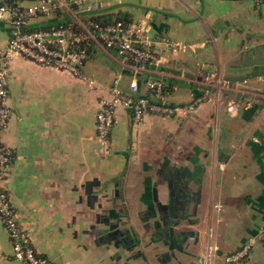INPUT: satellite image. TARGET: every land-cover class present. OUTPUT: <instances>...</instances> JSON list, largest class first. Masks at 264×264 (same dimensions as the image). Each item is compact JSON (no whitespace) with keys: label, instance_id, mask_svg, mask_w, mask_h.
<instances>
[{"label":"crops","instance_id":"crops-1","mask_svg":"<svg viewBox=\"0 0 264 264\" xmlns=\"http://www.w3.org/2000/svg\"><path fill=\"white\" fill-rule=\"evenodd\" d=\"M118 11L146 21L164 59L138 74L136 96L147 95L146 79H157L170 105H188L192 92L205 89L193 80L204 62L240 87L225 94L252 106L229 113L219 99L139 123L118 106L105 146L96 136L98 102L111 84L127 92L131 78L113 50L93 46L83 77L13 57L6 85L12 113L0 133L12 158L0 185L17 222L50 264H264L259 242L239 262L222 259L264 225L257 95L264 88V0H104L80 17ZM58 14L71 19L68 11ZM7 39L0 23V49ZM165 39L183 47L170 50ZM88 180L95 200L85 192ZM105 220L126 241L96 243ZM0 264H19L1 221Z\"/></svg>","mask_w":264,"mask_h":264},{"label":"built area","instance_id":"built-area-1","mask_svg":"<svg viewBox=\"0 0 264 264\" xmlns=\"http://www.w3.org/2000/svg\"><path fill=\"white\" fill-rule=\"evenodd\" d=\"M102 1L104 0H0V23L8 31L7 43L0 49V133L6 128L12 113L6 103V85L9 62L13 57L18 56L40 66L83 77L80 69L93 46L113 50L130 69L131 74L127 92L122 91L117 84H111L108 97H102L98 102L96 136L102 145H107L115 125V110L118 106L129 110L135 123H139L147 114L182 116L200 103L219 99L225 102L229 113L252 106L250 99L233 98L225 94L240 91V87L216 70L208 68L204 62L200 63L193 80L200 88L205 89L198 93L192 92L190 104L170 105L165 99V83L151 78L144 82L147 95L136 96L138 74L146 68L164 63L163 56L155 52L154 37L145 20L125 21L113 18L108 22H99L94 17H80L81 13L95 10ZM253 1L259 4L263 0ZM61 10L68 11L71 19H60L58 12ZM164 42L170 50L183 47L180 43L167 39ZM258 79L262 80V77L258 76ZM257 95L262 99L261 110L264 112V88ZM260 141L264 144V131ZM11 158V150L0 142V178ZM0 221L10 238L13 260L19 264H50L47 258L36 252L28 233L17 222L9 195L1 185ZM256 242L264 245V225L241 247L222 256L223 261L236 263L247 258Z\"/></svg>","mask_w":264,"mask_h":264},{"label":"water","instance_id":"water-1","mask_svg":"<svg viewBox=\"0 0 264 264\" xmlns=\"http://www.w3.org/2000/svg\"><path fill=\"white\" fill-rule=\"evenodd\" d=\"M93 184H94L93 181L88 180L85 183L84 187H85V192L88 195V197L90 199L95 200L97 199V196L93 194V191H92ZM169 189H170V192H172V185L170 183H169ZM154 199L157 200L156 194L154 195ZM164 207H167V206H164ZM178 222L180 221L177 220V221L171 222V227H170L171 232H173V229H172L173 226L176 225ZM103 223L105 226L97 230L98 238L96 239V243L105 244V243H111L113 241L114 244L118 246L120 241H124L125 238H123V240L122 238L119 239V237H122L123 234L122 232H120V230L117 229V225L115 223L114 224L109 223V220H105Z\"/></svg>","mask_w":264,"mask_h":264},{"label":"trees","instance_id":"trees-1","mask_svg":"<svg viewBox=\"0 0 264 264\" xmlns=\"http://www.w3.org/2000/svg\"><path fill=\"white\" fill-rule=\"evenodd\" d=\"M94 18L99 22H108V21L112 20L113 18L123 19L125 21L130 20L129 16L126 13H123L121 11H118L114 14L95 16Z\"/></svg>","mask_w":264,"mask_h":264},{"label":"flooded vegetation","instance_id":"flooded-vegetation-1","mask_svg":"<svg viewBox=\"0 0 264 264\" xmlns=\"http://www.w3.org/2000/svg\"><path fill=\"white\" fill-rule=\"evenodd\" d=\"M168 209L170 210L171 207H168ZM168 209H167V210H168ZM121 238H122V240H123L124 237H123V236H122V237H119V239H121ZM116 240H117V239H116ZM124 241H126V240L124 239Z\"/></svg>","mask_w":264,"mask_h":264},{"label":"rangeland","instance_id":"rangeland-1","mask_svg":"<svg viewBox=\"0 0 264 264\" xmlns=\"http://www.w3.org/2000/svg\"><path fill=\"white\" fill-rule=\"evenodd\" d=\"M92 13H94V12H92Z\"/></svg>","mask_w":264,"mask_h":264}]
</instances>
